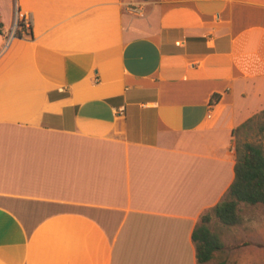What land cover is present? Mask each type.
<instances>
[{
    "label": "crops",
    "instance_id": "0c3cea01",
    "mask_svg": "<svg viewBox=\"0 0 264 264\" xmlns=\"http://www.w3.org/2000/svg\"><path fill=\"white\" fill-rule=\"evenodd\" d=\"M0 20V264H198L232 132L264 111V0H0Z\"/></svg>",
    "mask_w": 264,
    "mask_h": 264
},
{
    "label": "trees",
    "instance_id": "16d2710c",
    "mask_svg": "<svg viewBox=\"0 0 264 264\" xmlns=\"http://www.w3.org/2000/svg\"><path fill=\"white\" fill-rule=\"evenodd\" d=\"M0 34H3V23L0 20ZM21 37L20 33L15 34ZM261 113L253 116L233 130L235 136L245 129ZM235 153L234 179L223 199L213 208L203 213L196 224L191 239L195 247L198 264L210 262L216 252L224 249L220 236L210 228L216 218L222 225L232 227L240 224L238 214L240 203L264 205V152L260 145L252 142H233Z\"/></svg>",
    "mask_w": 264,
    "mask_h": 264
},
{
    "label": "rangeland",
    "instance_id": "374dc122",
    "mask_svg": "<svg viewBox=\"0 0 264 264\" xmlns=\"http://www.w3.org/2000/svg\"><path fill=\"white\" fill-rule=\"evenodd\" d=\"M18 28L17 24L13 29L14 36L19 32ZM234 141L258 144L264 152V113L238 132ZM238 209L240 224L227 227L216 218L210 223L224 249L216 252L206 264H264V205L240 203Z\"/></svg>",
    "mask_w": 264,
    "mask_h": 264
},
{
    "label": "built area",
    "instance_id": "2783aa9c",
    "mask_svg": "<svg viewBox=\"0 0 264 264\" xmlns=\"http://www.w3.org/2000/svg\"><path fill=\"white\" fill-rule=\"evenodd\" d=\"M17 24H18V21L15 23V27L17 26ZM12 36H14V35L12 34Z\"/></svg>",
    "mask_w": 264,
    "mask_h": 264
}]
</instances>
